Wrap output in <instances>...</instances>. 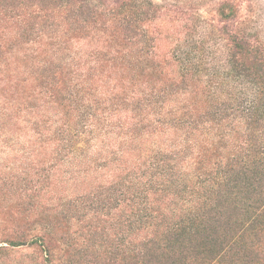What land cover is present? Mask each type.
Wrapping results in <instances>:
<instances>
[{
  "label": "trees",
  "instance_id": "trees-1",
  "mask_svg": "<svg viewBox=\"0 0 264 264\" xmlns=\"http://www.w3.org/2000/svg\"><path fill=\"white\" fill-rule=\"evenodd\" d=\"M241 6L218 5L227 59L203 75L158 52L169 22L150 0H0V63L14 46L28 62L46 49L32 74L42 106L58 110L48 126L38 106L23 110L53 156L26 153L0 175V264L20 247L35 264H264V40L240 26ZM75 39L100 47L72 51ZM109 65L132 83L101 100L97 72ZM197 149L206 163L190 161ZM99 171L105 179L54 198ZM8 206L25 221L1 228Z\"/></svg>",
  "mask_w": 264,
  "mask_h": 264
},
{
  "label": "rangeland",
  "instance_id": "rangeland-1",
  "mask_svg": "<svg viewBox=\"0 0 264 264\" xmlns=\"http://www.w3.org/2000/svg\"><path fill=\"white\" fill-rule=\"evenodd\" d=\"M150 1L163 8V11L167 13L165 21L169 22L165 29H158L161 34L158 36L159 51L158 49L157 51L161 55H164L165 58L166 56L181 57V62L188 63L192 72L197 71L203 75L212 73L225 65L228 46L222 28L223 24L217 15L218 5L223 0ZM241 2L240 26L247 33L257 34L264 40V0H241ZM10 36L12 35H6L3 41L11 39ZM90 40L82 42L75 39L69 45L72 51L80 49L86 53L100 47V44L93 42V39ZM34 50L36 52L34 59L32 62H28L25 59V50L14 46L8 50L9 52L5 54L0 63V175L8 173L12 167L20 165L19 156H25L26 153L30 155V158L33 157L34 162L44 163V165H48L53 156L52 146L33 143L36 139L27 124L30 116L23 112V110L36 109L38 106V114L45 115L46 126L57 120L58 110L54 105L42 106L44 99H40L39 84L32 74L34 65L45 60L46 49L34 47ZM116 67L109 65L103 69L102 73L97 72L95 98L107 100L121 96L119 91L124 88L127 90L131 86L132 74L128 72L127 75L121 67ZM168 76H170L169 73L162 76V79H168ZM129 77L130 82L126 85L123 80ZM149 85L153 86L154 84L149 83ZM186 98L189 99V96ZM111 104L113 108L116 103H106L104 107L108 108ZM206 139V137H201L200 141ZM148 145L147 143L146 147ZM208 149L210 148H207L206 151ZM193 157V160L190 161H197L200 165L207 161L204 159L207 156L203 152L199 155L198 149ZM106 176V171H99L91 176L93 180L82 181L80 186V183L76 187L60 186L54 192V198L77 193L76 190L85 189L90 182L95 185V181L103 180ZM11 209L12 207L8 206V209L4 210L6 212L1 218V223H4V226L1 228H7L11 224V221L7 222L9 216L14 218L15 222L25 221V216L22 213L11 211ZM23 218L24 220H22ZM56 223L57 235L63 236L64 243L67 242L66 244L72 248L73 236L70 235L73 228L69 223L60 219ZM25 224L28 228L34 227L29 223L25 222ZM35 252L29 247L10 250L6 264H35L37 260Z\"/></svg>",
  "mask_w": 264,
  "mask_h": 264
}]
</instances>
